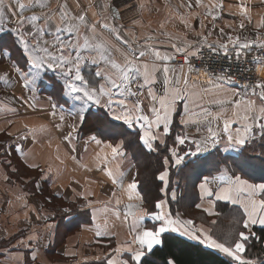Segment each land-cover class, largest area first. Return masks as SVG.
<instances>
[{
	"label": "snow or ice",
	"instance_id": "obj_1",
	"mask_svg": "<svg viewBox=\"0 0 264 264\" xmlns=\"http://www.w3.org/2000/svg\"><path fill=\"white\" fill-rule=\"evenodd\" d=\"M113 3L108 5L109 11L112 10ZM16 4L19 8V20L18 29H11V32L15 33L13 46L21 50L25 64V68L22 69L18 61L14 62V70L18 73V78L23 81L25 87L31 85L30 90L34 92L36 80L42 75L43 70L56 72L64 82V94L79 104V107L70 113L77 123L69 126L72 131L64 136V140L71 142L78 124L88 125L91 121L95 126V134L90 135L89 139L97 145H103L101 153H97V159L105 165L109 162V157L111 160L118 158L122 160L126 157L124 151L126 142L125 139L105 142L98 137L123 136L127 129L135 128L140 146L147 152H157L159 145L166 144L172 132L174 116L177 114V102L187 101L189 98V74L195 70L191 59L202 58L203 47H207L210 54L222 53L220 59L229 62L246 58L248 50L253 47H258L264 52V39H261L259 34L256 39L247 37L242 39V35L225 34L224 29L221 28L219 31L222 36L226 35V39L210 42L209 36L212 33L208 32L205 35L201 32L197 33L199 39L196 42L184 41L177 44L173 42L178 39L177 37H173L171 33H162L169 37L170 47L174 49V53L183 54L184 64L188 65L186 73L183 65L172 66L175 60L174 54L162 52L156 47L153 42L156 37L146 35L141 38L136 37L134 33L131 38L125 37L122 34L124 25L117 24V21L122 19L119 8L111 12L112 24H109L100 21L90 23L86 12L77 13L70 7V0H62L56 8L50 7V0H27V3L16 0ZM195 4L204 7L202 0H195ZM192 6L191 2L187 4L189 8ZM10 7V4H5V0H0V25L6 18V9ZM76 7H80L79 0ZM214 7L222 8L223 4L221 2L210 5L206 9L213 20L217 18L213 15ZM237 7L239 15L250 22V10L247 5L241 2ZM35 8L47 9V11L23 15L25 11ZM184 22L187 23L186 20ZM137 23L136 20L132 21L133 26ZM97 26L113 35L121 43V47H116L99 35ZM259 27H264V20ZM160 28L163 29L164 25L161 24ZM239 28H245L243 20ZM0 30H3L2 27ZM140 39L144 42L138 45ZM117 54L120 59L117 58ZM0 56L11 59L12 52L0 46ZM247 62L254 65L247 70L252 74V79L243 85L245 90L243 98L234 100L236 110L233 111L232 116L217 114L216 118L223 121L222 128L216 130L208 127L206 136L201 139H192L186 134L176 135L174 146L167 149L169 155L164 156L161 163L163 170L156 176V179L162 182L159 191L165 196L164 199L155 202L154 208L157 211L149 212L148 208L144 207L145 199L137 193L138 181L135 175L132 176L126 188L129 203L126 204L123 215V221L129 226L131 238L117 242L113 249L114 255L107 259V264H145L146 257L156 246L164 242L163 234L169 230L179 232L217 250L230 258L234 264H264V260L246 256V244L253 233L245 231L252 225H264V183H252L227 166L218 170V175H203L200 178V182L196 185L200 199L207 200L210 207H203L198 203L196 208H202L209 216L218 215L211 210L215 202L230 201L239 205L242 210L240 218L232 222L234 227L220 235H216L211 228L196 226L191 219H182L178 213L173 217L171 212L165 210L169 195L170 167L180 166L186 158L197 157L199 153L215 148L224 141L225 150L228 147L238 150L240 158L233 160V164L242 168L246 160L244 150L254 141L257 131L264 140V56L254 57ZM89 65L94 66L95 70H89L86 75L85 68ZM0 71L4 70L0 69ZM230 72L231 63L228 67L221 64L218 72L215 68L212 69L211 76L205 72L207 83L218 93L225 95L231 93L233 97L240 96L241 93L233 92L227 87L234 83V77ZM7 78L8 72L5 71L0 79L6 81ZM157 84L160 85L159 90L156 88ZM51 107V115L56 116L57 105L53 103ZM92 107H96L97 111L92 112ZM185 111H187V103H185ZM59 119L63 122L64 116L61 114ZM187 123L188 120L185 118L180 119V124L187 125ZM124 126H127V129ZM56 127L62 128L63 124H57ZM24 128L35 135L36 129H29L28 125ZM186 142L194 144L195 149L190 148L181 155L176 145H185ZM17 150L21 152L29 168L39 167L36 163H28L27 155L22 148ZM103 170L112 179V183L119 188L124 187L123 179L127 173L120 171L119 163L116 164L115 169L105 167ZM88 195L84 196L86 204L82 207H92L93 202L88 200ZM170 195L172 200L176 199L175 190H172ZM112 196L116 197L115 191ZM116 203L119 204L120 201L117 199ZM64 211L70 212L71 209L65 208ZM116 215L119 218L120 213L117 212ZM146 217L154 221L150 227L145 225ZM43 218L48 219L47 216ZM93 218L95 219V215ZM211 223L215 225L217 221L213 220ZM47 227L52 228L53 225L49 224ZM95 234L96 236L110 234L107 232V224L105 223L104 230L98 225ZM36 239L35 234L28 237L29 241ZM124 254H128L127 259L122 258ZM166 264H176V260L170 258Z\"/></svg>",
	"mask_w": 264,
	"mask_h": 264
},
{
	"label": "crops",
	"instance_id": "obj_2",
	"mask_svg": "<svg viewBox=\"0 0 264 264\" xmlns=\"http://www.w3.org/2000/svg\"><path fill=\"white\" fill-rule=\"evenodd\" d=\"M27 3V0H23ZM62 0H50V7L56 8L57 4ZM191 2L192 7H187V4ZM223 4V7H214L212 9L213 15L217 18L213 20L212 16L208 15L206 9L210 5L217 3ZM245 3L250 10L251 21L244 19L239 15L238 4ZM80 7L77 8V0H70V7L79 12H86L87 19L90 23L97 21L107 22L112 24L111 12L119 8L121 11L122 19L117 21V24L124 25L122 34L125 37L131 38L133 33L136 37H144L151 35L156 37L153 41L156 47L160 48L162 52L169 54L174 53V49L170 47L169 37L162 35V33H171L173 37H177L173 42L181 44L184 41L196 42L199 37L197 33H204L209 36V41H216L218 39H226V35L222 36L220 29H224L225 34L242 35V39L247 37L248 39H256L259 34L261 39H264V27H259L262 20H264V0H202L204 7L197 6L195 0H79ZM113 3L112 10L109 11L108 5ZM6 5H11L6 9V18L3 21V30H0V46L5 49H10L12 52L11 59L0 56V77L4 76V72H8L7 80L0 79V91H15L19 97V101L12 104V99L16 96L6 95V102H0V112L2 113L3 121H11L13 117L11 108L18 107L19 113H25V110L34 108L36 110H44V117H49L52 112L51 105L55 103L57 105V115L54 116V123L63 124L62 128L55 127L53 136L48 141H40L37 146H29L32 138L28 135H18V131L11 133L13 147L16 153L21 159L24 158L18 148H22L26 155H35L34 161L28 163H36L39 165V169H43L50 166V170L54 171V175L50 178V184L54 185V194L56 197L61 196L64 199L71 198L68 187L81 186L80 182L92 181L94 174H97L101 179L107 183H103L106 189L102 190L106 197H110L113 189L117 191L116 197L105 198L103 200L94 201L92 207H84L90 209L88 221L82 223L76 227L79 231L76 232L78 238L74 239V244L78 245L77 241L82 244L95 246L101 245V247L108 246L109 242H112L114 248L118 241L130 239L129 226L123 221V215L126 204L129 203L128 193L126 191L127 184L131 182V178L134 175V169L131 166V162L128 158L117 159L111 161L108 165L101 163L97 159V153H101L103 145H97L94 141L89 139L87 135L85 137H77V131L73 133V139L71 142L64 140V136L68 132L72 131L70 125L77 123L76 119L70 115L76 107H79L78 102L73 101L70 97L64 94L65 101H57L45 92V87L49 86L52 81H59L64 93V82L59 75L51 70H43L42 75L36 80L34 85L35 91H31L29 87H25L22 80L18 78V73L14 70V62L19 63V66L25 68L24 58L21 55V50L13 46V39L15 33L11 32V29H18L19 20V8L16 4V0H5ZM47 11V9H30L25 11L23 15H31L32 12ZM15 13V14H13ZM183 18V19H182ZM136 20L138 23L133 26L132 21ZM187 21V23L184 22ZM243 20L245 24L244 29L239 28V24ZM163 24L164 28L161 29L160 25ZM231 25V27H229ZM97 33L104 39L108 40L116 47H121V43L118 42L113 35L108 31L101 29L97 26ZM51 39V37H46ZM143 39L138 41L139 44H143ZM137 45V46H138ZM87 55V53H85ZM117 58L120 57L117 54ZM172 66L173 65L172 62ZM89 70L94 71V66H87L85 68V74L87 75ZM187 73L188 67H184ZM208 74V73H207ZM11 75L13 77H11ZM188 83V95L187 101L177 102V114L174 116L172 132V139L174 140L176 135L186 134L192 139H201L206 136L207 128L213 127L216 130L222 128V119H217L218 113H224L227 116H232L235 111L234 100L242 99L244 88L235 84H230L227 87L233 92L241 93L240 96L233 97L231 93L228 95L218 93L212 89L211 85L207 83V79L204 71H192L190 74ZM16 76V77H15ZM208 76H211L208 74ZM159 90L160 85H156ZM208 89V91H204ZM51 98V100L49 99ZM23 99V103L21 100ZM3 100V99H2ZM27 101V103L25 102ZM147 104V101H145ZM185 103H187V111H185ZM64 116V121H60L59 116ZM185 118L188 120L187 125L180 124V119ZM5 130V131H6ZM41 138L44 139V136ZM100 138V137H98ZM259 132L255 134V139H259ZM29 139V141H28ZM254 139V140H255ZM107 142V141H105ZM180 149L187 151L188 149H195V145L191 142H186L185 145H179ZM226 142L222 141L215 148H220L224 152L236 153L238 150L232 147H228L225 150ZM214 149L209 148L207 151ZM203 151L199 154L205 153ZM45 155H50V161H46ZM102 155V154H101ZM120 164V171H124L127 175L123 179V188H119L116 184L112 183V179L107 177L106 172L103 170L105 167L115 169L116 164ZM27 166V164L24 162ZM129 169H131L129 171ZM92 173L93 177L90 176ZM219 172L213 174L218 175ZM5 173L4 166L0 165V264H51L47 254L51 251L49 246L53 242L58 241V236L61 229L57 226V221H52L48 216L49 221L45 222L41 213V206L34 201L28 202L27 206L25 196L19 192L18 196H15L14 192L11 194L10 179ZM78 180V181H76ZM108 182H107V181ZM200 182V181H199ZM198 182V183H199ZM251 182V181H250ZM197 183V184H198ZM253 183V182H252ZM260 183V182H257ZM37 184V182H36ZM198 190V203H201L203 207H210L207 200L201 201L200 193ZM137 193L139 190L137 188ZM67 193V194H66ZM120 203L117 204L116 200ZM164 199V198H163ZM136 202V201H132ZM232 204L230 201H226ZM239 206V205H238ZM82 207V206H81ZM166 211H171L168 203L165 205ZM213 211V207H211ZM81 211H83L81 209ZM119 212L120 216L117 217L116 213ZM177 214V213H175ZM95 215V219L93 218ZM176 215H173L175 217ZM53 217V216H52ZM22 223L23 229L14 233L15 221ZM107 224L108 235L96 236L97 226H100L101 230H104V225ZM154 223L150 217L145 218V225L150 227ZM53 225L52 228H48L47 225ZM260 225V224H259ZM253 226V225H252ZM250 227V229L252 228ZM264 226V225H262ZM171 231V230H169ZM249 230H246V233ZM251 232V231H250ZM179 233V232H177ZM36 235L37 239L29 241L28 237ZM181 234V233H179ZM182 235V234H181ZM184 236V235H183ZM187 237V236H185ZM189 238V237H187ZM23 241V243H21ZM64 243L59 247L64 248ZM58 251V250H56ZM33 253H35V259H33ZM113 252H105L103 255L90 258L88 261H103L107 264ZM124 259L128 258V254H124ZM87 262V260L85 261ZM83 263L80 262L79 264ZM78 264V262H77Z\"/></svg>",
	"mask_w": 264,
	"mask_h": 264
},
{
	"label": "trees",
	"instance_id": "obj_3",
	"mask_svg": "<svg viewBox=\"0 0 264 264\" xmlns=\"http://www.w3.org/2000/svg\"><path fill=\"white\" fill-rule=\"evenodd\" d=\"M45 92L57 101H65L62 86L59 81L55 79L49 86L45 87ZM92 112H96L97 108L92 107ZM120 124L121 122H115ZM174 125H172L173 127ZM127 129V126H124ZM137 130L135 128L127 129L123 136H105L103 138L111 141L125 139V151L128 152L135 163L137 169L136 179L138 181V190L141 192L145 199L144 204L148 208L149 212L155 210V202L162 196L159 191L162 186V182L156 179L159 171L163 170L161 163L163 159L164 149L159 147L157 152H147L140 146V142L136 136ZM79 136H85L90 133L95 134V126L90 121L88 125H79L77 129ZM6 132L1 131L0 136L4 137ZM173 133H171L168 139H172ZM4 148V147H3ZM3 155L15 156V163L13 171L10 161L1 162L4 166L5 173L9 179L18 177L22 170L18 168V163L21 166L26 167L28 170H38L39 168H29L24 164L20 156L16 153L13 144H8L6 150H3ZM244 157L246 158L243 167H239L233 164V160L239 159L238 151L236 153L224 152L220 148L211 149L205 153L198 154L197 157H188L185 162L180 166H173L169 169V179L174 178L178 189L176 199L171 200L172 203L178 208H181L184 212L186 207L199 210L202 214L201 217H210L202 209L196 208L198 203V190L197 183L200 181L203 175H213L222 170L225 166L230 168L237 174H241L245 179L253 183H264V140L261 138L255 139L244 150ZM39 186L36 184V179H33V189L39 199L42 193V183L45 186V181L42 179L39 182ZM23 186L25 182L22 181ZM22 187V186H21ZM23 189V187H22ZM33 192V191H29ZM55 196V195H53ZM55 198H59L56 197ZM68 204L70 202H67ZM186 205V206H185ZM183 207V208H182ZM215 212L218 215H212L208 225L216 235L229 232L233 227V220L238 219L241 216L242 210L240 206L230 204L226 201H216L214 205ZM60 213V212H59ZM56 212V221L59 229H64L63 232L75 229L82 223L88 221L89 214L83 210H74L71 213L66 212L59 214ZM54 217V216H53ZM61 217V218H60ZM209 219V218H208ZM212 219V220H211ZM216 220L217 223L213 225L211 221ZM75 227V228H74ZM66 229V230H65ZM254 233L246 244L247 257H255L256 259L264 260V226L256 224L252 227ZM241 230H243L241 228ZM61 231V230H59ZM163 243L153 250L145 259V264H166L167 260L174 258L176 264H234L230 261V258L219 253L217 250L211 249L196 240L187 238L177 232L168 231L163 234ZM57 242H53L50 249H54ZM81 264H104L103 261H87Z\"/></svg>",
	"mask_w": 264,
	"mask_h": 264
},
{
	"label": "rangeland",
	"instance_id": "obj_4",
	"mask_svg": "<svg viewBox=\"0 0 264 264\" xmlns=\"http://www.w3.org/2000/svg\"><path fill=\"white\" fill-rule=\"evenodd\" d=\"M11 77H13L11 75ZM16 77V76H15ZM4 94L6 95H11V96H15L12 99V104H14L15 102L19 101V97L17 96V94L15 93V91H10V90H4V91H0V102H6L7 103V99L5 98ZM19 95V94H18ZM3 99V100H2ZM23 99L21 100V103H23ZM11 112L13 115V117H6V118H10L11 121H3L2 119V113L0 112V132L4 131L6 132V134L4 135V137L0 136V165L1 162H8L10 161L11 167L12 169L14 168L13 163H15L16 158H14L15 156L11 157L8 155H3V150H6V147L8 146L9 143H13L12 141V136H10L6 130V128L8 127L9 132L12 131H18V135L21 133L22 135H25L28 137V135L32 138V140H30V143L28 144L29 146H37L38 143H40L39 140L43 141H48L50 140V137L53 136V133L55 131V127L56 124L54 123L55 118L54 116H52L50 114V116L44 117L45 115V111L44 110H36L34 108H30L29 110H25V113H19L18 112V107H13L11 108ZM25 125H28L29 129H36L35 135L33 136V134L26 130L24 128ZM79 126V124H78ZM78 129V127H77ZM6 130V131H5ZM90 134H94V133H90ZM87 134V135H90ZM85 135V136H87ZM42 136H44V139L41 138ZM82 136V137H85ZM77 137L81 138V136L78 135L77 133ZM101 139H104L105 141L109 142L111 140L100 137ZM29 141V139H28ZM174 146V140L173 139H168L167 138V142L166 144L163 145H159V147L164 149V154L163 157L166 155H169L167 149L172 148ZM4 147V148H3ZM176 147L179 149L180 154L182 155V151L180 149L179 145H176ZM101 151V150H100ZM107 151V150H106ZM125 151V149H124ZM126 158H128V160L131 162V166L135 165V163L133 162L130 154L128 152H126ZM45 157L46 161H50L51 156L50 155H45L43 156ZM35 155L33 154H29L27 155V159L29 160V162L34 161ZM111 160V157H109V162ZM22 161L24 162V160L22 159ZM111 161H116V160H111ZM18 162V161H17ZM108 162V163H109ZM108 163L106 165H108ZM18 168L21 171L20 174H18V177L12 178L10 179V187H11V194L14 192L15 196L19 195V192L21 194H23L25 196V199L27 201V206L30 205L28 202L34 201L36 204H39L41 206V213L43 215V217L45 216H50V219L52 221H54L56 219L55 215L56 212H60L59 214H64L66 213L64 211L65 208H70L71 211L74 210H85L87 213L91 212L90 209L88 208H84L81 207L83 205L86 204V201L84 199L85 195H88V193H91V195H88V200L94 202V201H98V200H103L105 198H111L112 193L115 191L117 193V191L115 189H113L110 197H106L103 193L102 190L106 189V186H104L103 183H106L105 180L101 179L97 174H94V178L92 181H83V183L80 182L81 186L78 187H68L65 188L66 190H68L69 195L71 198L69 199H64L61 196H58L59 198H55L54 192V185L50 184L51 180L50 178L54 175V171L50 170V166L41 169V172H39L38 170H28L26 169V167L19 165V163L17 164ZM174 168L173 166L170 167V169ZM134 169V175L137 176V169L136 167H133ZM107 175V174H106ZM92 173H91V175ZM108 177V176H107ZM110 178V177H109ZM33 179H36L37 182V186H39V182L42 179V181H45V186L42 183V193H41V197L39 199V195H37L33 189ZM22 181L25 182V185L23 186ZM78 181V180H76ZM107 181V180H106ZM108 182V181H107ZM107 184V183H106ZM23 189H22V187ZM138 188V187H137ZM172 190H175L176 195L178 192L177 186H176V182L174 180V178H170V184H169V188H168V205L170 208V212L173 215H176L175 213H178L180 215V217L182 219H191L194 221V224L196 226H201L203 225V227L205 228H210L208 225V222L210 220V217L206 216V217H201L202 214L201 212L194 208H190V207H186L187 209L184 212L181 208H177L175 206L174 203L171 202V192ZM29 191H33L32 193ZM78 193H82L84 195H77ZM67 194V193H66ZM139 194L142 196L141 192H139ZM165 198L164 193H162V196L159 199H163ZM158 199V200H159ZM67 202H70L69 204ZM198 204V203H197ZM146 204H144L145 207ZM186 206V205H185ZM202 209V208H201ZM153 211H157V209L153 210ZM152 212V211H150ZM213 212H215V209L213 207ZM54 216V217H52ZM61 218V217H60ZM209 218V219H208ZM212 220V219H211ZM45 222H48L49 219L44 220ZM14 223V233L20 231L21 229H23L24 227H22V223H20L19 221H15ZM253 227V226H252ZM75 228V227H74ZM66 230V229H65ZM64 229H61L60 234L58 236V241L57 244L55 246V248L53 249V251L49 252L47 254L48 258L51 261V264H78L80 262H85L86 260H90V258H94V257H99L100 255H103L105 252H113L114 246H112V242L110 241L108 246L105 247H101V245L95 246L94 244L92 245H86V244H82L81 242L77 241L78 245L74 244V239L78 238V235L76 234L77 231H79L78 228L63 232ZM246 231V230H245ZM249 231H251V233H254L253 229H249ZM252 235H250L249 237H251ZM64 243V248L60 249L61 245ZM264 244V243H263ZM60 247V248H59ZM58 250V251H56ZM67 253V254H66ZM250 258H255V257H250Z\"/></svg>",
	"mask_w": 264,
	"mask_h": 264
},
{
	"label": "built area",
	"instance_id": "obj_5",
	"mask_svg": "<svg viewBox=\"0 0 264 264\" xmlns=\"http://www.w3.org/2000/svg\"><path fill=\"white\" fill-rule=\"evenodd\" d=\"M201 55L202 58L193 57L191 59L192 67L195 69L194 71H204L212 75L213 68H215L218 72L221 64H223L224 67H228L229 63H231L230 75L234 77L233 84L243 88V85L250 82L252 79V74L247 70L254 66L253 64H249L247 61H250L257 56H264V52H262L258 47H253L248 50L246 58H242L241 61L232 60L231 62L220 59L222 53L210 54L207 47L202 48ZM173 65L175 67H179L180 65L188 67V65L184 64L183 54L178 53L175 54Z\"/></svg>",
	"mask_w": 264,
	"mask_h": 264
}]
</instances>
